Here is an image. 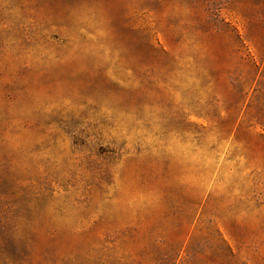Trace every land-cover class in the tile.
I'll return each mask as SVG.
<instances>
[{"label":"rangeland","instance_id":"rangeland-1","mask_svg":"<svg viewBox=\"0 0 264 264\" xmlns=\"http://www.w3.org/2000/svg\"><path fill=\"white\" fill-rule=\"evenodd\" d=\"M0 264H264V0H0Z\"/></svg>","mask_w":264,"mask_h":264}]
</instances>
